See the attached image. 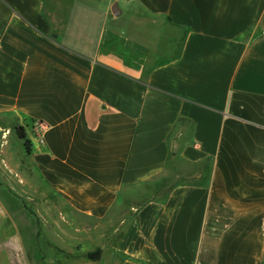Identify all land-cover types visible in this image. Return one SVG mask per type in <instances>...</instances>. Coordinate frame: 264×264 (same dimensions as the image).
<instances>
[{"label":"crops","instance_id":"1","mask_svg":"<svg viewBox=\"0 0 264 264\" xmlns=\"http://www.w3.org/2000/svg\"><path fill=\"white\" fill-rule=\"evenodd\" d=\"M1 120L112 264H264V0H0Z\"/></svg>","mask_w":264,"mask_h":264},{"label":"rangeland","instance_id":"2","mask_svg":"<svg viewBox=\"0 0 264 264\" xmlns=\"http://www.w3.org/2000/svg\"><path fill=\"white\" fill-rule=\"evenodd\" d=\"M14 134H17L15 124L1 120L0 145ZM10 139L15 148L19 144L17 139L13 136ZM3 166L0 171V264H112L121 259L115 246L120 236L93 237L89 233L90 223L76 219L64 205L27 199L19 177Z\"/></svg>","mask_w":264,"mask_h":264},{"label":"trees","instance_id":"3","mask_svg":"<svg viewBox=\"0 0 264 264\" xmlns=\"http://www.w3.org/2000/svg\"><path fill=\"white\" fill-rule=\"evenodd\" d=\"M17 129V134L20 140L24 141V146L29 150L30 142L27 139V135L25 133V129L23 127H16Z\"/></svg>","mask_w":264,"mask_h":264}]
</instances>
